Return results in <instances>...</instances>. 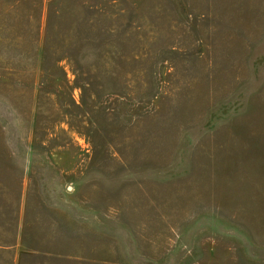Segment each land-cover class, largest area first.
Returning a JSON list of instances; mask_svg holds the SVG:
<instances>
[{
  "label": "rangeland",
  "instance_id": "obj_1",
  "mask_svg": "<svg viewBox=\"0 0 264 264\" xmlns=\"http://www.w3.org/2000/svg\"><path fill=\"white\" fill-rule=\"evenodd\" d=\"M0 264H264V0H0Z\"/></svg>",
  "mask_w": 264,
  "mask_h": 264
}]
</instances>
